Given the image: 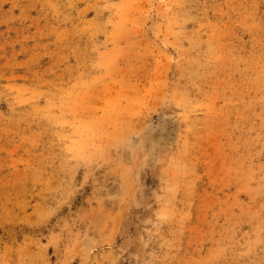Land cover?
<instances>
[{"label": "rangeland", "instance_id": "1", "mask_svg": "<svg viewBox=\"0 0 264 264\" xmlns=\"http://www.w3.org/2000/svg\"><path fill=\"white\" fill-rule=\"evenodd\" d=\"M0 264H264V0H0Z\"/></svg>", "mask_w": 264, "mask_h": 264}]
</instances>
